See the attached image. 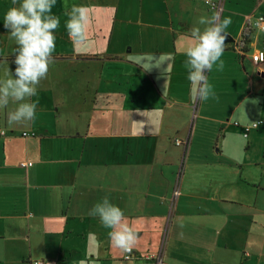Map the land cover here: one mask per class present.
<instances>
[{
    "label": "crops",
    "instance_id": "obj_1",
    "mask_svg": "<svg viewBox=\"0 0 264 264\" xmlns=\"http://www.w3.org/2000/svg\"><path fill=\"white\" fill-rule=\"evenodd\" d=\"M65 5L88 8V42L72 43L76 63L68 82L47 75L38 95L55 80L69 91L70 104L62 97L38 104L35 121L20 124L8 123L15 104L0 109L6 132L0 135V264H129L111 245L110 230L88 214L105 196L140 235L134 264L181 262L188 255L173 242L184 240L183 218L215 216L214 208L228 200L220 196V181L196 180L220 167L184 164L186 118L198 102L184 67L186 37L199 17L216 10L205 0H57L52 11L60 22L67 19ZM247 13L223 0L222 17L232 18L226 31L237 37L226 43L224 54H240L242 64L247 53L237 44ZM131 25L136 38L122 30ZM261 35L257 29L247 34L251 54L264 49L258 47ZM115 37L120 42L113 48ZM254 63L264 77V62ZM246 99L234 109L239 117L250 108ZM247 123L235 120L243 132ZM175 138L185 142L176 144ZM220 233L218 228L214 242L202 246L210 253L207 264H222Z\"/></svg>",
    "mask_w": 264,
    "mask_h": 264
},
{
    "label": "rangeland",
    "instance_id": "obj_2",
    "mask_svg": "<svg viewBox=\"0 0 264 264\" xmlns=\"http://www.w3.org/2000/svg\"><path fill=\"white\" fill-rule=\"evenodd\" d=\"M228 5L248 12L247 15L252 20L260 15V12H264V7L259 6V0H228ZM12 6L11 0H0V58L8 59V65L0 64L1 78L4 77L2 74H5L8 66L13 73L15 70L13 50L16 44L3 25L4 14ZM64 23L60 22L61 25L55 31V63L50 66L47 74L48 78L63 84L68 82L70 69L76 63L70 49L72 42ZM135 27L131 25L129 29L124 27L122 30H128L130 37L136 38L138 32ZM119 28L115 31H121ZM252 29H256L254 25H251L242 37L245 42L243 49L247 53L244 55V63L242 64L240 54L234 56L236 59L232 54H223V71L212 69L207 74L218 100H198L196 108L191 109L186 118L190 130L184 164L211 163L220 167V172L206 173L196 177V180L202 183H207L210 178L216 180L214 183L220 181V196L228 200L224 199L214 208L215 216L194 215L183 218L184 240L172 242L181 247L188 256H183L181 262L175 261L176 264H207L210 253L206 252L204 247L214 242L218 228H221V249L218 254L221 255L222 264H264V77L258 73V66L252 61L250 49L247 47L245 36ZM117 34L120 35V32ZM230 34L237 38L232 32ZM263 36L258 39L259 48L264 44ZM119 42L115 37L111 47L114 48ZM128 46L130 44L125 46L126 50ZM85 78L83 75L84 80ZM48 86L46 93L36 96L40 106H47L51 99L61 97L67 100L66 105L70 104L71 95L67 88L55 80L48 82ZM243 95L247 97L246 104L250 108L246 115L239 117L234 109L240 105ZM235 120L248 122V127L252 129L248 134L243 132L242 127L235 124ZM256 122H260L257 128L252 126ZM168 137H177L175 131ZM228 214L232 215L230 220H227ZM194 255L199 258L198 262L193 260Z\"/></svg>",
    "mask_w": 264,
    "mask_h": 264
},
{
    "label": "clouds",
    "instance_id": "obj_3",
    "mask_svg": "<svg viewBox=\"0 0 264 264\" xmlns=\"http://www.w3.org/2000/svg\"><path fill=\"white\" fill-rule=\"evenodd\" d=\"M205 2L215 7L213 0ZM11 3L13 6L5 12L3 25L16 44L13 50L15 70L13 73L8 66L4 77L0 78V109H7L10 103L15 104L16 107L8 112V123L20 124L37 118L39 100L32 101L31 98L38 95V86L55 63V31L60 26V18L52 12L57 0H11ZM65 8L67 19L64 27L69 39L74 46L86 45L90 24L88 8L83 5H72L70 9L65 5ZM231 24V16L222 17L221 12L213 11L211 15L199 17L186 37L184 67L194 96L201 102L218 100L207 74L214 65L217 71L224 69L221 57L226 50V30ZM254 27L264 32V16L254 21ZM0 64L8 65V59L3 58ZM259 123H253L254 127L257 128ZM88 214L97 217L101 225L110 230L108 238L111 245L125 255L129 264H134L133 252L140 235L128 223L123 210L105 196Z\"/></svg>",
    "mask_w": 264,
    "mask_h": 264
},
{
    "label": "built area",
    "instance_id": "obj_4",
    "mask_svg": "<svg viewBox=\"0 0 264 264\" xmlns=\"http://www.w3.org/2000/svg\"><path fill=\"white\" fill-rule=\"evenodd\" d=\"M205 3H206V2H205ZM206 4H207V3H206ZM208 5H209V4H208ZM213 5H214L215 7H213L212 5H209V6H210L211 8H213V9H215L216 11L221 12L222 9H223V0H213ZM261 16H264V14H260V15H258L254 20H252V19L250 18L249 15L246 16L245 30L248 31V30L250 29L251 25H254V21H255L256 19H258L259 17H261ZM244 46H245V42L243 41V39H241V40L239 41V43L237 44V47H238V49H239V51L241 52L242 55L245 54V51H244V49H243ZM251 57H252V60H253L254 62H256V63L264 62V49L256 50L255 52H253V53L251 54ZM252 126H254V125H252ZM249 129H250V127H248V125H247V127H246V131L248 132ZM5 133H6V132H5L4 130L0 129V135H4ZM30 134H32V133H28L27 131H23V132H22V135H23V136H28V135H30ZM175 140H176V144H181V143H183V140H181V139H175ZM186 143H187V141H186ZM30 164H31V162H22V163H21V165H23V166H27V165H30ZM35 263L38 264L39 262L37 261V262H35Z\"/></svg>",
    "mask_w": 264,
    "mask_h": 264
},
{
    "label": "water",
    "instance_id": "obj_5",
    "mask_svg": "<svg viewBox=\"0 0 264 264\" xmlns=\"http://www.w3.org/2000/svg\"><path fill=\"white\" fill-rule=\"evenodd\" d=\"M233 40H234V38L231 35L228 34L225 43L231 42Z\"/></svg>",
    "mask_w": 264,
    "mask_h": 264
},
{
    "label": "trees",
    "instance_id": "obj_6",
    "mask_svg": "<svg viewBox=\"0 0 264 264\" xmlns=\"http://www.w3.org/2000/svg\"><path fill=\"white\" fill-rule=\"evenodd\" d=\"M247 38V35L245 36V39Z\"/></svg>",
    "mask_w": 264,
    "mask_h": 264
}]
</instances>
